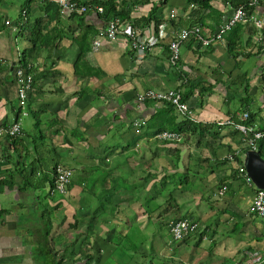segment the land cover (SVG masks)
Instances as JSON below:
<instances>
[{"label":"crops","instance_id":"0c3cea01","mask_svg":"<svg viewBox=\"0 0 264 264\" xmlns=\"http://www.w3.org/2000/svg\"><path fill=\"white\" fill-rule=\"evenodd\" d=\"M118 1L128 15L114 19L138 27L149 49L121 36L95 48L112 18L93 7L56 13L39 0H0V126L17 118L27 50L33 76L22 132L0 138V180L13 175L0 184V264H264V217L251 212L255 187L238 171L242 135L218 124L247 110L264 129V25L250 18L264 21V0L222 41L185 40L178 66L172 38L191 26L211 37L236 8L230 0ZM81 52L93 75L76 73ZM178 87L196 130L178 131L184 115L170 103H138L139 92ZM163 130L180 139L157 138ZM47 139L58 156L50 171ZM57 164L74 171L66 193L50 182ZM178 219L199 229L175 240Z\"/></svg>","mask_w":264,"mask_h":264},{"label":"built area","instance_id":"2783aa9c","mask_svg":"<svg viewBox=\"0 0 264 264\" xmlns=\"http://www.w3.org/2000/svg\"><path fill=\"white\" fill-rule=\"evenodd\" d=\"M41 2H49L57 4L63 12H86L91 7L95 8L99 13H103V7L94 4L89 5L82 3L77 0H40ZM261 0H247L245 3L237 6L232 15L222 23L217 31L211 37H202L200 26L185 27L179 30L174 38L169 42V60L173 66H178L179 60L181 58V44L191 36H199L203 45H211L213 43L222 41L224 35L233 29V27L246 18L249 13L248 10L251 7H257ZM174 16L176 11L171 10ZM253 22H255L259 27H263L264 21L256 14H251L250 17ZM6 23H10V20H6ZM124 37L127 40L128 45L137 50H147L150 48L151 43L144 39L138 27L133 24L124 25L120 23L119 19H109L107 21V26L98 32L97 38L94 41L95 48L102 44L101 39L107 38L109 40H116L118 37ZM17 79L19 82V104L20 109L17 118L10 125L0 126V138L1 137H15L22 132L23 129V118L28 107V91L32 86L33 76L31 73H25L23 68H18L16 71ZM137 100L140 107H146V101L154 100L157 102H166L172 104L181 114L193 118V110L183 99L181 88H169L164 90L147 89L145 91L139 92L137 94ZM237 119L234 117H229L225 120L219 121L220 126L231 125L235 127L239 133L242 135L243 148L237 149V154L247 155L249 151H258L259 144L264 140V129L257 128L254 124L250 123V113L249 111H241L237 114ZM137 122L136 124H140ZM157 138L176 141L180 139V133L163 130L157 133ZM244 151V153H240ZM229 158H234V155H229ZM239 174L243 176L245 181L255 188V194L252 200L251 212L264 217V188L257 186L253 181L252 177L248 174L246 165L244 163L239 164L238 167ZM73 169L70 166L64 164H57L55 167V190L61 193H66L68 186L70 185L73 178ZM227 189V185L219 190L222 194L224 190ZM171 232L173 239L182 240L189 236L191 233L199 229V225L195 221H189L187 219L172 220L170 223Z\"/></svg>","mask_w":264,"mask_h":264},{"label":"trees","instance_id":"16d2710c","mask_svg":"<svg viewBox=\"0 0 264 264\" xmlns=\"http://www.w3.org/2000/svg\"><path fill=\"white\" fill-rule=\"evenodd\" d=\"M40 1V0H39ZM77 1H80L82 3H86V4H89V5H94V4H98L100 6L103 7V13H104V16L106 18H116L118 16H121L123 17L124 15H126L128 12L120 6V3L118 0H92V1H82V0H77ZM195 1V0H193ZM211 0H202V2H204V4H209ZM247 0H230V2L232 3L233 6L237 7L239 6L240 4H243L245 3ZM42 7L45 9V10H53L55 11L56 13H64L61 8L55 4V3H49L47 2L46 4L42 5ZM254 9V7H251L249 10H248V13H251V11ZM128 15V14H127ZM126 15V17H127ZM86 33V32H85ZM85 35V34H84ZM32 41L35 42V40H33V35H32ZM30 53L29 50L26 51L25 53V56L23 57V65H24V69H25V73L29 74V73H32V71L30 70V66L28 65V54ZM79 60L75 63V70H76V73L77 74H81V75H93V73L95 72L93 70V66L91 65H88L87 60L85 58V55L84 53L81 52V54L79 55ZM86 62V64H84L83 61ZM186 100V99H184ZM250 113V112H249ZM184 117V120L185 122H183L184 124L181 125V127L178 129V131H183L185 130L184 129V126H187V129H190V130H196L197 129V126H193L191 125V119L190 117L188 116H183ZM250 117H253V113L251 114L250 113ZM251 121V120H249ZM207 126V125H206ZM12 140H15L16 138L15 137H12L11 138ZM13 145L16 146V143L15 141L13 142ZM258 152L260 153V155L264 158V140L260 142L259 144V148H258ZM56 167V166H55ZM54 176H53V179L50 180L51 182V185H52V188H55V169H54ZM30 173V170L26 171L25 172V178L27 180L26 184L27 185H34L36 187V184H32V182L30 181L31 179L28 177ZM12 178V179H11ZM11 178L7 179V180H4L1 179L0 180V184H2L3 182H9L10 180L12 181L13 180V175L11 176ZM3 185V184H2ZM89 241V240H88ZM91 242L89 241L88 244H90ZM92 257L93 256H90V258L88 260H92Z\"/></svg>","mask_w":264,"mask_h":264},{"label":"rangeland","instance_id":"374dc122","mask_svg":"<svg viewBox=\"0 0 264 264\" xmlns=\"http://www.w3.org/2000/svg\"><path fill=\"white\" fill-rule=\"evenodd\" d=\"M12 13H14V12H12ZM3 21H4V19H3V15L2 14H0V23H3ZM23 34L25 33V31L24 32H22ZM23 34H22V36H23ZM19 106V105H18ZM27 116V115H26ZM25 115L24 116H22V118H23V122H24V119H26V118H24V117H26ZM29 118L30 119H28V121L29 120H33V118H32V114H29ZM26 129H28V125L26 124L25 125V130ZM28 132L29 133H32V131H30V130H28ZM37 133V135H39L40 134V131H37L36 132ZM41 141L40 140H38V143H40ZM47 143H43V144H41V146L43 147L42 149V156H43V160L45 161V166H47V168L49 169V171H50V169H51V165H53L54 163H53V161L54 160H58V156L56 155V152H55V149L53 148V147H51V146H49L48 145V143L50 144V142H49V140L47 139V141H46ZM49 173V172H48ZM123 244L125 245V246H128L127 245V242L125 241V242H123ZM129 260H124V259H120V261L117 259V258H115V260H112V259H109V261H106V264H125L126 262H128ZM145 262L146 263H148V258L147 259H145ZM155 263L157 264L158 262H157V260H155Z\"/></svg>","mask_w":264,"mask_h":264},{"label":"water","instance_id":"95a60500","mask_svg":"<svg viewBox=\"0 0 264 264\" xmlns=\"http://www.w3.org/2000/svg\"><path fill=\"white\" fill-rule=\"evenodd\" d=\"M245 165L248 174L257 186L264 188V158L258 151H249L246 156Z\"/></svg>","mask_w":264,"mask_h":264}]
</instances>
